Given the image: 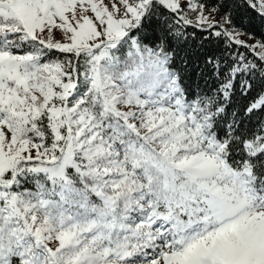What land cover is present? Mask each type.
Here are the masks:
<instances>
[{
  "label": "snow or ice",
  "instance_id": "obj_1",
  "mask_svg": "<svg viewBox=\"0 0 264 264\" xmlns=\"http://www.w3.org/2000/svg\"><path fill=\"white\" fill-rule=\"evenodd\" d=\"M0 264H264V0H0Z\"/></svg>",
  "mask_w": 264,
  "mask_h": 264
}]
</instances>
